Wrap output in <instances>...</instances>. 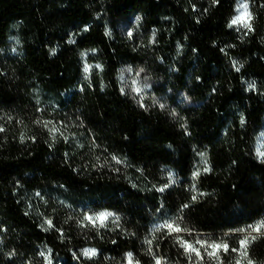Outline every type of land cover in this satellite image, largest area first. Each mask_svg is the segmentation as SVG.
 Returning <instances> with one entry per match:
<instances>
[{"label": "trees", "instance_id": "16d2710c", "mask_svg": "<svg viewBox=\"0 0 264 264\" xmlns=\"http://www.w3.org/2000/svg\"><path fill=\"white\" fill-rule=\"evenodd\" d=\"M261 153L264 0H0V264H264Z\"/></svg>", "mask_w": 264, "mask_h": 264}, {"label": "snow or ice", "instance_id": "6c2138e0", "mask_svg": "<svg viewBox=\"0 0 264 264\" xmlns=\"http://www.w3.org/2000/svg\"><path fill=\"white\" fill-rule=\"evenodd\" d=\"M242 7L244 8V12L240 16L236 17L232 21V23L233 24H241V23H243L245 27L250 29L251 28L250 23L245 22L246 19L250 20V14L247 12V7L248 6H247V4H243ZM237 70H239V69H237ZM261 155L264 156V153H261ZM160 191H163V189H160ZM193 199H195V197H193ZM107 215H109V214H102L100 217H97V219L102 221L103 219L106 218ZM87 219L92 220L91 217H87ZM49 223H51V222H49ZM166 227L172 232H180V231H182L181 228H179L178 226H175L174 224H167ZM262 228H264V224H260V225H257L255 227H253L251 229V231L259 233V232H261ZM255 239H256V237L251 236L249 234L248 237H245L244 239L240 240V250H239L240 257H241L242 260L246 261V264H253V262L250 259H248L247 248H248V245H249L250 241L251 240H255ZM197 243H201V242L197 241ZM182 246L185 247V249L187 251L194 252L197 256L200 255L199 250L196 249L195 247H193L192 245H189V244H187L185 242H182ZM201 246L205 247V248H211L212 249V251L208 253L209 256H216L217 252L219 250H221V249H223V251H225V252L228 251V245L227 244H211V245L201 244ZM232 251H237V249H233ZM84 255L85 256H93V255H95V252L91 251V250L85 251ZM129 264H131V257H129ZM157 264H160V261H157ZM237 264H241V261L238 260Z\"/></svg>", "mask_w": 264, "mask_h": 264}, {"label": "rangeland", "instance_id": "374dc122", "mask_svg": "<svg viewBox=\"0 0 264 264\" xmlns=\"http://www.w3.org/2000/svg\"><path fill=\"white\" fill-rule=\"evenodd\" d=\"M122 82L124 83L128 91H130L133 94L134 98L143 100L145 94L149 92V85L147 80H145L136 69L129 70L126 78H124ZM260 224H264V222ZM262 230H264V228H262L261 232L259 233H262ZM252 233H257V232H252Z\"/></svg>", "mask_w": 264, "mask_h": 264}]
</instances>
